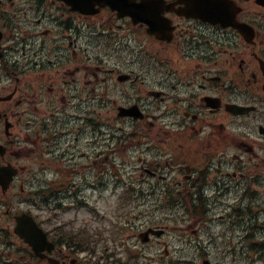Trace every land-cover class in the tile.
Instances as JSON below:
<instances>
[{"label": "flooded vegetation", "instance_id": "1", "mask_svg": "<svg viewBox=\"0 0 264 264\" xmlns=\"http://www.w3.org/2000/svg\"><path fill=\"white\" fill-rule=\"evenodd\" d=\"M110 2L94 15L89 9L77 11L63 0H25L21 7L15 0H0V12L12 15L9 30H22L16 39L24 43L25 54L40 43L41 54L48 45L56 49L57 57H73L52 68L55 60L47 54L41 70L24 72L29 74L25 83L31 92L25 90L27 98L19 99L16 86L8 101L14 109L0 97L4 110L0 120L15 122L0 165L15 166L21 159L30 160L31 155H48L47 161H40L38 172L44 187L67 190L69 181L79 176L74 188L93 189V174L98 172L93 161L82 167L74 165L92 157L95 134L84 130L79 136L68 134L63 139L77 124L76 117L65 119L70 111L101 117L100 125L106 131H122L120 141L126 135L134 138L127 147H137L141 165L110 169L107 162L99 172L136 174L142 188L148 171L163 173L166 167L173 174H185L187 182L196 172H212L213 183H217L216 174L235 176L238 161L251 159L254 147L264 151V136L262 142H253L249 133L254 121L264 127V5L257 0H217L213 2L217 11L230 16L225 23H211L185 15L190 10L186 5L199 0H122V7L120 0ZM143 9L162 10L167 19L164 34L157 37L142 21L135 23L122 15L140 14ZM10 38H15L13 32ZM80 38L87 50L103 48L91 55V62L77 66ZM143 74L157 75L149 85ZM138 82L144 86H136ZM239 84H247L243 101L233 95ZM95 101L96 108L87 109ZM235 105L256 111L238 118ZM23 124V135H15L14 130ZM87 125H94L93 119H87ZM158 128L165 132L164 137ZM102 140L107 142L108 160L110 133ZM201 164L205 169L198 172ZM177 184L181 186V182ZM9 214L6 264H108L104 263L108 256H93L92 235L78 242L59 236L62 228L69 227L64 224L59 232L54 231L53 249L48 252L41 247L46 252L36 255L14 232L17 216L10 210Z\"/></svg>", "mask_w": 264, "mask_h": 264}, {"label": "rangeland", "instance_id": "2", "mask_svg": "<svg viewBox=\"0 0 264 264\" xmlns=\"http://www.w3.org/2000/svg\"><path fill=\"white\" fill-rule=\"evenodd\" d=\"M16 1L20 6H24L25 4V0ZM7 2L9 3V1ZM6 10L9 13V4ZM11 16V14H5V19L8 23ZM18 17L20 18L21 15H18ZM35 49H38V47ZM54 49L53 46L47 47L45 53L53 52ZM124 53L125 50L123 49L121 55ZM45 58H47V56H44V59ZM51 58L55 59L54 57ZM143 75L147 78L150 85L157 74ZM0 82L1 85H7L9 83V81L4 78H1ZM135 84L140 87L144 86L142 82ZM235 97L238 98L237 100L239 101L244 100L242 96ZM253 133L256 134L254 128ZM252 169V172L239 175L240 178L244 179L242 183L245 186V191L247 194L252 195V202L244 201V203H241L240 207L242 209L238 212L239 215L236 216L233 209L239 205L238 201L240 200V194H236L235 188H231L225 196L218 200L215 207H213V211L209 214V223L205 226L206 230L200 234L199 237L193 236L191 233L192 230L199 225L198 219L188 216L185 208L177 207L166 209V206L162 202H154V204L142 206L138 204L137 201L132 200H130L127 205H119L117 197L111 196L110 190L113 188V184L107 183V190L104 192L105 198L100 200L96 206V210L93 211L92 214L108 215L114 219L123 220L126 226L132 228L127 232L130 233V239L127 233L125 237L119 239V242L123 244L122 246L118 245V242H115L114 238L109 237V253L111 254L114 251L117 252V255L111 260V263H116L117 260L121 263L126 262L129 260L130 254H133L135 257L131 262H136L137 264H203L205 258H209L212 264H255L256 257L253 253H248V249L251 245L250 241L258 242L264 239V182H260L263 184H252L251 181L257 177V173L264 176V166H254ZM99 174L94 175V177H99ZM121 177L130 176L122 175ZM123 182L128 185L130 180L124 178ZM98 183H100V181ZM233 184H235V182H233ZM99 186L100 184L97 185L98 189H102ZM30 193H35V190L30 188V192L25 193V197L27 198L26 201L34 202L32 201L31 195H29ZM17 194L18 193H15L14 195ZM2 197L3 196L0 194V199ZM21 201L22 198L19 196H15L13 199L14 205L17 207L24 204L21 203ZM34 203L38 204L37 201ZM249 206L251 207L252 214L248 215L246 213L245 215L244 208ZM29 207H31L30 204H25L26 209ZM32 209L36 211L35 207ZM49 213L50 212H47V215ZM89 213L91 212H87L86 210L80 211L78 216L79 221L70 224V227L65 229V231L68 232L70 229H76L77 225L81 222L83 225L90 222L93 227L97 226L99 222ZM86 214H89L87 218H89L90 221L84 219V215ZM60 215L64 217L62 221H66L72 217L73 219L76 218L73 209L66 213L63 212ZM135 218H140V221L146 219L157 227H168L169 236L163 238V242L160 240L158 244H141L140 241L134 237L139 231V222ZM132 221H134V223H132ZM8 223L9 221L1 217L0 213V230L6 228ZM136 223L138 224L137 228H135ZM55 224L56 222L49 224L47 229H53ZM104 224L110 225L111 223L104 222ZM253 226L256 227L255 230H250ZM245 238L249 239V241H246ZM2 239L3 234L0 233V241ZM107 246V243H104V241L99 242V253H96V256L99 257L102 249H105ZM6 250V247L0 244V252ZM233 251H235V254Z\"/></svg>", "mask_w": 264, "mask_h": 264}, {"label": "water", "instance_id": "3", "mask_svg": "<svg viewBox=\"0 0 264 264\" xmlns=\"http://www.w3.org/2000/svg\"><path fill=\"white\" fill-rule=\"evenodd\" d=\"M0 39H1V33H0ZM2 182H3V181L0 180V183H1V184H3ZM7 185H8V184H7ZM5 187H6V186H5ZM26 240L29 241V243L32 242L31 239H29V238H26Z\"/></svg>", "mask_w": 264, "mask_h": 264}]
</instances>
